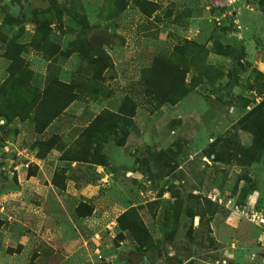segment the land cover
Masks as SVG:
<instances>
[{"label":"rangeland","instance_id":"1","mask_svg":"<svg viewBox=\"0 0 264 264\" xmlns=\"http://www.w3.org/2000/svg\"><path fill=\"white\" fill-rule=\"evenodd\" d=\"M250 1L0 0V250L9 216L44 206L61 210L56 248L19 264H264V226L248 214L264 216V75L232 26L236 10L264 9ZM218 52L232 58L228 72L209 62ZM159 58L188 69L177 104L145 99L182 80L150 70ZM245 124L262 137L247 132L244 144ZM213 126L222 134L207 135ZM74 193L88 197L64 196ZM229 211L240 232L225 229ZM106 213L111 228L84 223Z\"/></svg>","mask_w":264,"mask_h":264},{"label":"crops","instance_id":"2","mask_svg":"<svg viewBox=\"0 0 264 264\" xmlns=\"http://www.w3.org/2000/svg\"><path fill=\"white\" fill-rule=\"evenodd\" d=\"M251 4V1L249 2ZM234 20L232 21V26L237 30L234 32V35H238L239 39L242 40L245 48H246V56H245V61L250 64V67L252 69L258 70L261 74L264 75V9L261 10H256L255 8L249 7L248 9L246 8H241L239 10H236L234 12ZM26 28L28 31L27 38H30L34 33V24L33 23H28L26 24ZM196 26H201V23H197ZM197 32L200 31V27L196 30ZM209 62L214 65L215 67L224 69L228 72V68L232 66V58L219 54V53H211L210 54V60ZM6 71V65L2 64L1 58H0V73ZM242 78L244 77V74L241 76ZM226 79L228 78L227 76L225 77ZM242 83V81H240ZM241 89V88H240ZM190 96H188V100L190 99ZM216 99V96L213 97ZM185 101L180 102V104L177 105L178 109L180 111H183V107L185 105ZM218 102L221 103V99H218ZM225 117V116H224ZM217 120H222L223 115H218L216 117ZM221 122V121H220ZM218 126H213V129L211 130L210 133L207 135H216L219 136L222 134V128ZM240 138L242 139V142L244 144H249L251 142V136L249 133L240 131ZM130 172V171H128ZM131 173V172H130ZM187 180V179H186ZM197 194V193H196ZM88 197L85 194H66L64 195L65 197ZM18 195H15L14 197H17ZM213 196L215 201L219 200L222 201V196L220 193H218L216 190L215 192L211 193L210 198ZM13 197V195L11 196ZM61 196L56 195V201L61 200L64 198H60ZM11 199V198H10ZM13 199V198H12ZM237 199V195H233V197L228 199V204L229 206L233 205V201ZM258 196L254 194H250L248 197V204L251 207H255V204L257 203ZM15 200H18V198H15ZM21 200V199H20ZM61 208V206H58ZM62 207H65L62 205ZM236 207H238L236 205ZM44 206L41 209H37L34 211L36 216H33L32 214H25L24 216L20 217H11L9 216V225L8 229L5 231V237H6V245H4V249L2 248L0 250V264H19L18 259L21 257L28 258V255L30 252L36 250L37 253L40 256L45 255L46 253H49L50 251L53 252L54 249L56 248V228L59 229V225L61 223L59 222V213L60 211L56 212H48V210H45ZM232 211V210H230ZM228 212V221L225 220V229L232 233H237L240 232V228L238 225V220H237V214L236 211L233 212ZM97 211H95L96 214ZM26 215V216H25ZM263 215V212L262 214ZM110 216V213L104 214V217L102 219H98L95 215L94 217L89 218L90 220H85L84 223L88 224L89 227H99L101 226L103 229H108L111 228V224L113 222H109L108 218ZM219 214L214 216V219L212 221V229H214V232L217 234L220 232L219 230H216V225L218 224V219ZM31 219H35V224L33 228V224ZM33 221V220H32ZM16 222H19L21 224H17ZM49 224H51V229L49 228ZM22 225V226H21ZM18 228L22 229L20 232H18ZM49 228V229H48ZM17 230V232H16ZM36 231L40 233V235L36 237H30L28 235V231ZM60 230V229H59ZM22 246V251L20 253H11L7 251L10 248H16L17 246ZM234 246V245H233ZM27 260V259H26ZM135 261V259H134ZM30 262V261H29ZM23 264V263H22ZM24 264H28V261H26ZM132 264V263H130Z\"/></svg>","mask_w":264,"mask_h":264},{"label":"trees","instance_id":"3","mask_svg":"<svg viewBox=\"0 0 264 264\" xmlns=\"http://www.w3.org/2000/svg\"><path fill=\"white\" fill-rule=\"evenodd\" d=\"M259 5L264 8V0H261L259 2ZM218 53L222 54V52H218ZM159 66L161 67L162 70H165V71L174 70V71H176L177 73H179V74H181L183 76L181 82H177V84H176L177 87H178L177 88V92L172 93V95H169L168 92H164L163 90L158 89V88H154V87L151 88V89H149V88L146 89L145 88V90H144L145 99L147 100V102H149V105H152V106L153 105L155 106V104L161 106V105L166 104V103L177 104L183 97H185L188 94V89H187V86H186L187 85L186 74L188 72V69L187 70L182 69L179 66V64H177V63H175V62H173L171 60L169 61V60H164V59L159 58L156 61H154V64L151 66L150 70H152L153 68L156 69L157 67L159 68ZM66 109H67V107L64 108L62 110V112H64ZM57 116H56V118H57ZM100 117H101V115H99L97 117V119H99ZM130 117L132 119L135 117V109L132 111ZM241 130L251 133L254 136V138H259V137L261 138L262 136H264V127H263L262 136L256 135L255 133H252L251 130L249 129V127H247V124H245L243 126V128H241ZM127 137L123 138V140L119 141L117 144L119 146H125L126 141H127ZM234 138H236V136H234ZM237 141H238V136H237ZM237 149H239L240 151L243 152L245 148H242L241 146H239V147L237 146ZM96 152H97V150L92 153L93 154V161H94L93 163L104 165V163L102 161L98 160L99 156H98V154ZM216 158H217L218 162H223L224 161L222 157H219V155H217ZM74 161H80V159L76 158Z\"/></svg>","mask_w":264,"mask_h":264},{"label":"built area","instance_id":"4","mask_svg":"<svg viewBox=\"0 0 264 264\" xmlns=\"http://www.w3.org/2000/svg\"><path fill=\"white\" fill-rule=\"evenodd\" d=\"M0 124H4V121L3 120H0ZM29 165V164H28ZM4 206L0 203V211H4ZM249 214V218L252 222L260 225V226H264V216L257 213V212H254V211H250ZM263 239L261 240V242L263 243V246H264V229H263Z\"/></svg>","mask_w":264,"mask_h":264}]
</instances>
